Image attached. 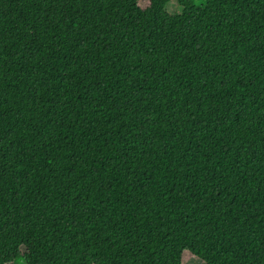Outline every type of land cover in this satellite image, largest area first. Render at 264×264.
<instances>
[{
    "label": "trees",
    "instance_id": "obj_1",
    "mask_svg": "<svg viewBox=\"0 0 264 264\" xmlns=\"http://www.w3.org/2000/svg\"><path fill=\"white\" fill-rule=\"evenodd\" d=\"M147 1L0 0V264H264V0Z\"/></svg>",
    "mask_w": 264,
    "mask_h": 264
},
{
    "label": "rangeland",
    "instance_id": "obj_2",
    "mask_svg": "<svg viewBox=\"0 0 264 264\" xmlns=\"http://www.w3.org/2000/svg\"><path fill=\"white\" fill-rule=\"evenodd\" d=\"M192 1H194L196 4H199L202 0H192ZM147 5H148L147 0H140L139 6L141 8H146ZM169 11L170 12L177 11L176 5L174 3L169 7ZM182 264H203V263L198 259H196L195 257H193L192 255L185 252L184 256L182 257Z\"/></svg>",
    "mask_w": 264,
    "mask_h": 264
}]
</instances>
